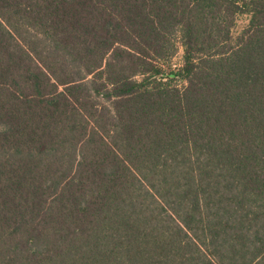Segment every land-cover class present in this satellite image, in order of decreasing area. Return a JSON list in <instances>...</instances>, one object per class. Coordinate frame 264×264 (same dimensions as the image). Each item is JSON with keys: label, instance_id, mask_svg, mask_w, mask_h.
<instances>
[{"label": "trees", "instance_id": "16d2710c", "mask_svg": "<svg viewBox=\"0 0 264 264\" xmlns=\"http://www.w3.org/2000/svg\"><path fill=\"white\" fill-rule=\"evenodd\" d=\"M0 264H264V0H0Z\"/></svg>", "mask_w": 264, "mask_h": 264}, {"label": "rangeland", "instance_id": "374dc122", "mask_svg": "<svg viewBox=\"0 0 264 264\" xmlns=\"http://www.w3.org/2000/svg\"><path fill=\"white\" fill-rule=\"evenodd\" d=\"M246 19L247 17L245 15H241L238 17L236 25L234 27V32H238L240 30V28L246 24Z\"/></svg>", "mask_w": 264, "mask_h": 264}]
</instances>
